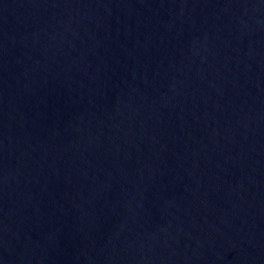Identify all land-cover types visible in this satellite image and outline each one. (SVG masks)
Instances as JSON below:
<instances>
[{"label":"water","instance_id":"1","mask_svg":"<svg viewBox=\"0 0 264 264\" xmlns=\"http://www.w3.org/2000/svg\"><path fill=\"white\" fill-rule=\"evenodd\" d=\"M0 264H264V0H0Z\"/></svg>","mask_w":264,"mask_h":264}]
</instances>
